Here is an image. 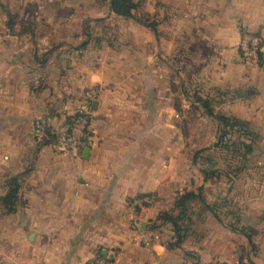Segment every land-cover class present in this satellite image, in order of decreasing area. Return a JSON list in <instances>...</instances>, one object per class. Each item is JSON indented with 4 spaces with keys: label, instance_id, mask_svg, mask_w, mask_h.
<instances>
[{
    "label": "crops",
    "instance_id": "0c3cea01",
    "mask_svg": "<svg viewBox=\"0 0 264 264\" xmlns=\"http://www.w3.org/2000/svg\"><path fill=\"white\" fill-rule=\"evenodd\" d=\"M134 3L137 21L107 0H0V264H89L103 251L111 264H264V48L257 65L237 48L264 25V0ZM86 105L89 144L75 159L34 142L36 119L58 129ZM216 115L245 127L230 138L250 148L238 170ZM183 192L203 201L171 248L157 217ZM145 195L155 203L137 207L136 231L128 207ZM221 201L236 215L219 221L205 207ZM236 220L243 234L227 228Z\"/></svg>",
    "mask_w": 264,
    "mask_h": 264
},
{
    "label": "trees",
    "instance_id": "16d2710c",
    "mask_svg": "<svg viewBox=\"0 0 264 264\" xmlns=\"http://www.w3.org/2000/svg\"><path fill=\"white\" fill-rule=\"evenodd\" d=\"M107 1L110 3L111 10L115 15L122 17L124 19H133L137 21V19L133 15V11L136 10L137 8V5L134 3V0H107ZM138 22L144 25L146 24L147 21L145 19H142L141 21L138 20ZM205 108L207 113L211 115L212 111L208 108V106H205ZM71 117H73V115H70L66 118L65 124L62 126L63 128L69 125ZM215 120L218 123L217 132L220 139L221 149L230 152L234 158L238 157L237 159L239 160L238 164H240V161L244 158V155L250 152V148L245 143L236 140H230V138L233 134L239 132L242 133L245 128L244 125L240 124L234 119L222 115H216ZM43 124H44L45 140L43 146L40 147L48 148L49 145H51L56 140V128L49 125L46 121L43 122ZM87 125H89V114H87ZM87 135L90 136L89 130L87 131ZM214 173L215 172L205 170L204 171L205 179H210L211 177L214 176ZM7 184H8L7 185L8 192L5 195V197L2 199V202L6 208V212L11 213L14 210V205L17 201V196L20 187H19V183L17 182V179H11ZM145 196L151 197L149 195H145ZM198 199L203 201L201 196L198 197L197 194L193 192H183L182 194L176 197L173 205V211L163 212L158 215L157 222L168 224L172 228V232L174 236L172 242L170 243L171 248H179L181 244L184 242L185 238L187 237V229H186L187 227L183 225V223L188 221V217H187L188 207L193 201ZM205 207L219 221H224L227 215L230 214L236 215V213L233 212L229 213L228 211V213L223 216V220H222L216 213L221 206L215 205L213 207H210L205 204ZM175 211L177 213L173 214ZM237 225H238V221L236 220L235 222L228 223L227 228L233 233L243 234V229H239ZM157 229L158 227L156 226V224H151L149 226L150 231H156ZM139 231L141 230L139 229ZM243 236L246 238L249 245H252L250 236L247 235H243Z\"/></svg>",
    "mask_w": 264,
    "mask_h": 264
},
{
    "label": "built area",
    "instance_id": "2783aa9c",
    "mask_svg": "<svg viewBox=\"0 0 264 264\" xmlns=\"http://www.w3.org/2000/svg\"><path fill=\"white\" fill-rule=\"evenodd\" d=\"M237 48L240 53L241 61L244 64L257 65L264 48V25L256 33L242 35ZM97 96L98 93L96 91H89L84 95L85 100L87 101H92ZM87 114L88 107L86 105V107L82 108L71 117L67 127L56 129V140L48 147L55 155L73 160L82 148L88 146L89 136L87 135ZM45 121L53 126L50 118H38L34 121L32 127L33 140L39 146H43L45 140L43 124ZM153 201L154 199L152 197L145 196L130 203L128 207L130 225L136 231L140 228L137 207L142 205L152 206L154 204ZM89 264L111 263L109 258L98 256L91 260Z\"/></svg>",
    "mask_w": 264,
    "mask_h": 264
},
{
    "label": "rangeland",
    "instance_id": "374dc122",
    "mask_svg": "<svg viewBox=\"0 0 264 264\" xmlns=\"http://www.w3.org/2000/svg\"><path fill=\"white\" fill-rule=\"evenodd\" d=\"M51 5V4H50ZM4 8V7H3ZM1 10H0V12H2L1 14H3V10H2V8H0ZM11 21L12 22V24H21V31H22V29H23V31L25 30V29H30V25H32V23H31V18L28 20V21H26L24 24L23 23H21V22H19V21H21V18H19V19H17V18H14V17H12L11 15H10V18H5V22H7V21ZM1 24H3V20H2V18H1V22H0ZM76 113V112H75ZM74 113V114H75ZM73 114V115H74ZM58 129H60V128H58ZM230 153V152H229ZM231 154V153H230ZM229 158H231V161H229V162H231V163H233V162H235V167H236V170H238L239 169V165L240 164H238L239 163V160H237L238 159V157L237 156H235V157H237V158H234L232 155H230V156H228ZM228 158V159H229ZM226 157H218V158H216V160H217V167H219V168H221V169H223V167L225 166V165H227V163H228V160ZM197 162H200L199 160L197 161ZM188 163H190V160H188ZM203 195L204 196H206L207 195V193L206 192H204L203 193ZM207 197V196H206ZM153 198V197H152ZM154 199V198H153ZM220 200H222V199H220ZM153 203H155L154 201H153ZM219 203V206H221L218 210H217V214H218V216L223 220V216L224 215H226L227 213H228V211L227 210H224V205H222V204H224V203H222V201L221 202H218ZM230 213V212H229ZM196 216H197V214H196ZM191 221V218L190 219H188V221H186V222H184L183 224H185V223H188V225L191 223L190 222ZM228 224H226V226H227ZM237 227H238V225H237Z\"/></svg>",
    "mask_w": 264,
    "mask_h": 264
},
{
    "label": "water",
    "instance_id": "95a60500",
    "mask_svg": "<svg viewBox=\"0 0 264 264\" xmlns=\"http://www.w3.org/2000/svg\"><path fill=\"white\" fill-rule=\"evenodd\" d=\"M96 106H97V102L96 101H93L91 103V111H94ZM140 228H141V225H140ZM101 256L102 257H107V258L111 259V257L105 251L101 252Z\"/></svg>",
    "mask_w": 264,
    "mask_h": 264
}]
</instances>
